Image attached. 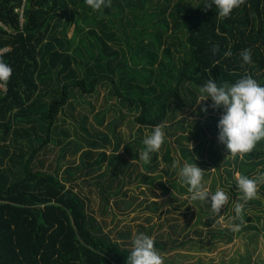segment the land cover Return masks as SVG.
Listing matches in <instances>:
<instances>
[{"label": "trees", "instance_id": "16d2710c", "mask_svg": "<svg viewBox=\"0 0 264 264\" xmlns=\"http://www.w3.org/2000/svg\"><path fill=\"white\" fill-rule=\"evenodd\" d=\"M0 22L7 26L0 24V50L6 49L0 53V264H154L155 254L197 243L192 233L184 234L185 239L173 237V233L166 239L163 235L150 237L155 230L152 227L140 231L145 239L132 247L125 240L129 232H119L114 238L103 223H97L82 194L83 184L91 185L90 179L109 162L104 172L110 173L109 178L97 183L106 212L110 201L122 191V186L113 184L120 176L118 171L124 173L130 165L116 154L121 143L113 153L101 150L110 142L107 135H80L73 150L74 154L82 150L76 165L61 169L60 162L72 141L63 145L55 167L46 164L45 158L37 162L42 152L47 156L71 135L57 125L65 106L76 102L77 97L98 94L103 85L110 86L130 111H139L135 116L139 132L147 128L156 141L150 147L145 139L137 138L145 152L144 167L155 169L160 154L173 165V170L166 169L168 184L161 176L148 181L145 174L140 183L146 180L152 185L158 181L171 200L182 196L179 193L195 192L193 199L198 202V197L207 205L201 209L196 227L214 223L213 217L202 221L203 214L217 211L211 192L216 200L227 203V211L233 210L232 199L223 198L230 189L217 190L219 180L221 187L229 184L221 169L225 166L230 178L235 170H241L250 181V172L257 166L252 161L254 148L248 146L242 156L233 152L231 159L221 148L213 151L209 146L219 179H210L204 191L209 167L188 144L195 142L194 150L200 154L208 145V133L215 140L226 138L224 132H218V124L226 121L219 115L227 110L225 99L232 105L238 93L264 97V0H0ZM174 52L185 56L176 60ZM130 60L136 66L141 63V71L132 72ZM88 103L94 110L95 104ZM185 106L196 108L195 114L203 118L180 136L177 126L173 135L178 136V153V148L158 135L156 128L166 125L170 114ZM232 114L236 127L237 113ZM104 116H96L100 125ZM116 117L113 133L127 118L123 113ZM241 126L246 135L243 144L249 145L251 127L244 122ZM223 128L231 134L228 123ZM182 139H186V145ZM82 141L87 149H82ZM51 144L53 147L46 149ZM181 155L189 159V166L184 165ZM133 156L138 158L139 154ZM232 163L238 167L233 171L229 169ZM196 175L202 177V183ZM247 194L246 188L236 193ZM244 196L237 199L239 204ZM116 204L120 208L130 205H122L119 199ZM152 205L155 211H161L159 203ZM246 209L237 219L242 224L252 219ZM171 226L175 232L178 225ZM257 228L253 224L245 226L247 230ZM229 230H217L213 237L229 242L234 239V231ZM200 231L197 228L195 233L201 235ZM240 262H252L250 250ZM163 264L180 263L173 255Z\"/></svg>", "mask_w": 264, "mask_h": 264}, {"label": "rangeland", "instance_id": "374dc122", "mask_svg": "<svg viewBox=\"0 0 264 264\" xmlns=\"http://www.w3.org/2000/svg\"><path fill=\"white\" fill-rule=\"evenodd\" d=\"M160 5L156 7L157 10ZM73 27L74 26L69 30V36L72 35ZM184 54L185 53L177 54L174 52L176 60L178 57L182 58L185 56ZM180 58L178 60H180ZM131 65L132 72L135 73L136 71H141V63L136 66L131 61ZM256 96L248 97L244 96V94L238 93L233 103L235 104L233 107L234 109L231 108L233 104H229V99L224 100L227 104V110H221L219 115H222L226 121H221V123L218 124V132H224L223 135L227 139L222 138L223 136H221L215 140V137L208 133V135H206L208 145L205 149L201 150L200 154L194 150L196 146L195 142H190V144H188L190 150L193 153L195 151L196 156H198L199 159L206 161V166L209 167V170L206 171L207 173L205 174L207 176V185L205 186L204 191L208 190V185H210L211 180L213 181L215 178L219 179L217 174L218 168L210 157L209 146L214 149L213 151L221 148L227 158L231 157V159L234 157L233 152H239L242 156L243 151L247 149L248 146L254 148L252 151V161L256 162L257 166L250 172V181L243 177L241 170H235L238 168L235 163H232L229 167L232 171L235 170L233 178L229 177V172L225 170V166L222 167L221 171H223L225 177L228 178L229 184L227 185V188L221 187L218 185V183H221V180H219L220 182L218 181L216 184L217 190L223 192L230 189L229 192L227 191V195L223 198L226 197L225 199H227V201L232 199V203H234L232 205L233 210L227 211V203L222 202L223 200H216L215 193L211 192L210 198L215 199L216 202H214V205L217 207V211H215V213H209L208 215L203 214L202 221L204 222L213 217L214 223L212 226L198 224L196 227L195 224L201 215V209L204 208L205 210L207 205L205 200L197 197L198 202H196V198L193 199V197H195V192L191 194L179 193L182 196H177L176 199L171 200L168 194L163 193V189L160 186L161 184L158 181H155L152 185L146 180H144V183H140L141 175L145 174L147 176L149 175L148 181H150V177L161 176V180L168 184L167 179L169 178V175L166 173V169L170 168L173 170V165L167 163L162 158V154H160L157 161L158 166L155 169L151 168L149 170L144 167L145 152L141 146L137 144V138L140 136L145 139L150 147L154 146L156 141H154L147 128L144 129L143 133L139 132V126L135 117L139 114V111H130L127 106L122 105L120 98L114 94L110 89V86H100L98 94L77 97L76 102L72 101L71 104L65 106L64 111H62L59 118H57V125L59 127H65L63 129H68L71 132V135L68 140L61 144L54 147L51 144L46 147V149L51 147H53V149L48 152L47 156L42 152L37 158V162H40L42 158H45L46 164H52L55 167L57 165L58 157L62 153L63 145L72 141L71 145H69L70 148L66 154V158H63L60 162L62 165L61 169L69 165H76L80 161V153L82 150L77 154H74L73 150L78 145L77 141L81 139L80 135H92L93 138H103L107 135L110 142L106 143L101 150L113 153L115 152V146L119 142L121 143V146L116 154L122 156L126 159L127 163L130 164L125 167L124 173L118 171L120 176L115 183H113L116 187L122 186V191L118 197H114L110 201L107 206V211L104 212L106 203L101 196V186L97 183L101 181L104 182L109 178L110 173L104 174L109 166V162L104 163L101 170L96 173V176H94L93 179H90L91 185L83 184L81 189L82 194L89 201L90 213L95 216L97 223H103L105 231L109 232L114 238H118L119 232H129L130 236L125 240L128 242V245L132 247L139 241L145 239L142 238L140 231L146 232V229L149 230L152 227H154L155 230L150 237L160 238V236L163 235V239H166L168 233H173V237H179V239H185L186 236H184V234L188 235V233H192L191 237H196L197 243H195L198 246L194 243H186L185 247L176 251L155 254L156 261L154 264H163L166 259H170L173 255L177 258L180 264H244L240 261L249 250L252 253V262L250 264H264V97L260 95ZM81 99L95 104V109L93 110L92 105L88 102H83ZM116 108L122 111H116ZM232 112L237 113L236 127L233 125L234 122L231 117L233 115ZM121 113L127 118L123 123L118 125L116 132L113 133L115 119H118L116 116ZM195 113L196 108H189L188 106H185L184 108L179 107L176 114H170L171 118L166 125L156 128L158 135H164L168 141L172 142L173 145L178 148V153H180V149L176 142L177 135L180 136L184 133L190 132L191 128L195 126L194 123L203 118V116L201 117ZM100 114L105 115V121L102 125L99 124V121L96 118V116ZM64 120L66 121L64 122ZM242 122H244L246 127H251L252 142L249 145L243 144V139L246 138V135L242 130ZM225 123H228L229 125V130L231 132L230 135L223 131ZM191 124L193 125L192 127H190ZM177 126H180L177 130L178 133L177 135H173ZM182 141L183 145L187 144L186 139H182ZM82 143L84 144L82 149H87L88 146L86 142L82 141ZM137 153L139 154L138 158L133 156ZM96 156L97 155H95V157ZM181 156L185 161L184 165L189 166V159L187 157L183 158V155ZM173 157L175 159V155ZM231 162L234 161L231 160ZM222 165L224 164L222 163ZM110 169L114 168L111 166ZM183 170L181 173H183ZM130 173H132V182L130 181ZM103 174L105 176L100 177V175ZM206 176L204 177L206 178ZM136 178L138 180L134 182V179ZM195 178H197L199 182H203L201 176L196 175ZM245 188L248 189V194L246 196L236 195L237 192H240ZM124 193H126V195H124ZM253 194L255 197L254 199H252ZM243 196V201L239 204L237 199ZM117 199L122 202V205H130L128 207L122 206L123 208H120L119 205L116 204ZM153 202L160 204L161 211H165L163 215H161V211L157 212L153 209ZM243 209H246L245 212L247 211L252 219L250 222L245 219L242 224L241 222H238L237 219H240ZM256 217H260L259 222ZM161 223H163V225L160 228L159 226ZM249 224L256 225L259 229H245V226ZM171 225H178L175 232H173L174 228H172ZM197 228L203 230L200 231L202 233L201 235L200 233H195ZM240 228H243L242 232H240ZM223 229H230L227 231L229 233L231 230L234 231V239L225 242V239L213 237V232ZM150 237H148V239H150ZM210 248L212 250H209Z\"/></svg>", "mask_w": 264, "mask_h": 264}, {"label": "built area", "instance_id": "2783aa9c", "mask_svg": "<svg viewBox=\"0 0 264 264\" xmlns=\"http://www.w3.org/2000/svg\"><path fill=\"white\" fill-rule=\"evenodd\" d=\"M21 15H22V14H21ZM21 17H22V21H23V16H21ZM0 24L3 25L4 27H7V26H5L4 24H2L1 22H0ZM4 51H6V49H1V50H0V53H2V52H4ZM0 87H3V85L0 84Z\"/></svg>", "mask_w": 264, "mask_h": 264}]
</instances>
